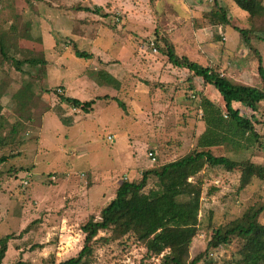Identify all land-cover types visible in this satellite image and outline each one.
Returning a JSON list of instances; mask_svg holds the SVG:
<instances>
[{
	"label": "rangeland",
	"instance_id": "rangeland-1",
	"mask_svg": "<svg viewBox=\"0 0 264 264\" xmlns=\"http://www.w3.org/2000/svg\"><path fill=\"white\" fill-rule=\"evenodd\" d=\"M219 1L233 25L250 30L251 45L232 26L210 24L214 0H0V158L8 156L0 163V238L13 234L3 264H59L77 255L84 244L81 224L99 217L123 180L196 147L205 128L199 93L190 90L191 73L163 54L160 36L180 55L217 65L238 83L260 85L264 39L256 36L264 31L233 0ZM87 6L101 11L78 10ZM218 30L225 38L217 37ZM76 49L90 56L78 57ZM32 58L44 62L16 69V60ZM27 83L31 99L23 104ZM193 84L224 109L213 86L201 78ZM61 94L101 99L84 112L62 102ZM238 107L253 119L263 146L236 151L224 145L212 152L264 165V104L254 113ZM198 178L203 191L191 258L202 254L198 264H260L241 256L240 237L216 248L209 242L215 229L246 221L264 205V178L211 166L191 180ZM155 183L152 177L146 191ZM258 220L264 224V211ZM162 255H150L126 235L98 242L89 264H162Z\"/></svg>",
	"mask_w": 264,
	"mask_h": 264
},
{
	"label": "trees",
	"instance_id": "trees-1",
	"mask_svg": "<svg viewBox=\"0 0 264 264\" xmlns=\"http://www.w3.org/2000/svg\"><path fill=\"white\" fill-rule=\"evenodd\" d=\"M32 1V0H27ZM256 23L258 31H264V2L262 0H233ZM85 10L99 13L101 8L83 7ZM207 14V13H205ZM227 11L219 0L214 4L208 16L213 26H232L243 38L244 42L251 45V33L246 28L232 24ZM203 17V16H202ZM207 17L204 15V19ZM202 24V22H201ZM200 25V24H198ZM217 33L221 39L225 38L223 30ZM258 35V34H256ZM262 40L264 37L256 36ZM164 42L162 48L169 62L178 68L187 69L191 75L188 79L194 83L196 78H201L205 85L213 86L222 97L224 109L202 92H198L195 84L191 83L190 90L194 96L199 95L198 107L202 110L204 130L199 134L196 147L185 155L142 171L139 178L123 180L114 192V197L104 205L99 217H89L81 224L84 233V244L77 255L59 264H89L93 257L98 242L109 243L129 235L142 243L150 255H160L162 264H198L203 258L202 254L191 258L190 248L193 238L198 232L199 213L203 181L191 178L198 175L205 166L222 167L228 171L247 169L253 175L264 178V165L247 161H237L226 155H216L212 152L214 147L228 146L236 151L253 147L260 141L253 119L242 114L238 105L248 107L252 113L259 112L264 104V65L262 57L258 55V75L260 85L254 86L238 83L220 71V67L212 64H203L189 56L180 55L175 44L164 36L159 37ZM4 52L1 48V52ZM78 57H89L90 54L76 49ZM44 60L27 59L16 60L15 67L22 70V65L29 63L32 66L43 63ZM114 79V78H113ZM28 94L24 93L25 101L29 103L30 84L25 85ZM60 100L67 105L79 108L84 112L92 110L95 102L101 97L90 100H81L77 97L59 95ZM120 105L123 103L120 102ZM237 105V106H236ZM0 104V112L2 110ZM63 109V108H62ZM59 119L67 125L71 121L63 114ZM8 156L0 158V163L7 160ZM156 179L155 187L146 191L150 179ZM30 184V182H29ZM28 184V185H29ZM27 187V186H26ZM264 211V205L252 211L249 219L233 223L226 229L214 230L209 246L216 248L221 244L231 242L232 236L240 237L243 241L239 252L242 257L256 260L264 264V224L258 218ZM100 231L109 232L108 236H99ZM13 234L0 238V264L8 250V241ZM11 264H26L19 260Z\"/></svg>",
	"mask_w": 264,
	"mask_h": 264
},
{
	"label": "built area",
	"instance_id": "built-area-1",
	"mask_svg": "<svg viewBox=\"0 0 264 264\" xmlns=\"http://www.w3.org/2000/svg\"><path fill=\"white\" fill-rule=\"evenodd\" d=\"M150 44H151V46L153 47V46L155 45V41L152 40ZM153 49H154L153 51H155V52L157 51V50H156V47H154ZM108 138H109L110 140L113 139L112 136H109ZM148 155H149V157H150L151 159H153V160L155 159V160H156V156H155V154H154L153 151H149ZM52 179H55V176H53ZM22 184L25 185V186L28 185V184H29L28 179H24L23 182H22Z\"/></svg>",
	"mask_w": 264,
	"mask_h": 264
},
{
	"label": "crops",
	"instance_id": "crops-1",
	"mask_svg": "<svg viewBox=\"0 0 264 264\" xmlns=\"http://www.w3.org/2000/svg\"><path fill=\"white\" fill-rule=\"evenodd\" d=\"M3 74V73H2ZM0 83H2V81L0 82ZM12 87V85H10V87L9 88H11ZM110 200V199H109Z\"/></svg>",
	"mask_w": 264,
	"mask_h": 264
}]
</instances>
